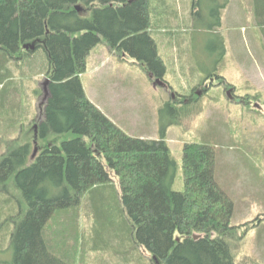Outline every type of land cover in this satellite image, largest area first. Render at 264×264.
<instances>
[{
    "label": "trees",
    "instance_id": "trees-1",
    "mask_svg": "<svg viewBox=\"0 0 264 264\" xmlns=\"http://www.w3.org/2000/svg\"><path fill=\"white\" fill-rule=\"evenodd\" d=\"M174 1L0 0L2 111L9 110L16 91L9 63H23L41 47L50 79L37 121L38 153L33 156L30 144L23 143L0 157V191L10 182L19 195L2 203L13 223L2 235L13 251L10 264H74L56 243L71 237L76 221L55 222L56 215L77 216L87 193L98 219L93 223L85 213L92 252L112 249L126 263L146 256L148 264H236L230 241L240 226L232 225L234 201L215 176L214 147L184 144V189L176 191V162L165 139L126 133L87 97L81 81L99 43L165 81L167 67L155 32L169 26L160 24L175 13ZM203 1H192V22L201 16ZM248 1L254 20L250 38L258 33L259 50L257 43L264 48V0ZM206 2L216 17L208 28L216 32L222 24L219 9L231 0ZM177 30L169 33L175 37ZM220 38L218 61L224 57ZM33 42V50L23 48ZM175 105L171 100L167 108L176 112Z\"/></svg>",
    "mask_w": 264,
    "mask_h": 264
},
{
    "label": "rangeland",
    "instance_id": "rangeland-1",
    "mask_svg": "<svg viewBox=\"0 0 264 264\" xmlns=\"http://www.w3.org/2000/svg\"><path fill=\"white\" fill-rule=\"evenodd\" d=\"M192 1L175 0V13L160 24L169 26L155 32L167 67V86L154 85L155 79L138 63L110 50L105 43L90 52L81 81L87 97L126 133L165 139L176 162V191L184 189V144L212 145L216 179L234 201L232 225L240 226L238 235L230 241L235 263L264 264V48L257 43L259 52L254 43L258 42V33L252 32L254 40L250 38L254 20L248 0H231L227 8L219 9L222 24L216 26V32L208 28L216 20L213 5L203 1L201 16L192 22ZM167 29L180 31L174 37ZM217 34L225 44L220 61L222 40ZM9 67L16 91L9 97V110L2 111L0 104V157L9 147L23 143L30 144L32 153L36 147L37 154L41 145L34 126L45 100V52L40 47L27 61H12ZM212 72L211 78L204 79ZM171 100L175 101L176 112L167 108ZM170 120L174 122L170 124ZM6 196L19 199L10 182L0 191V264H10L13 255L2 237L3 230L13 224L8 217L10 211L2 204L8 201L4 200ZM91 198L85 194L77 216L68 211L56 215L55 222L65 223L69 218L76 221L71 237L56 243L61 252L65 251L74 264H148L146 256L126 263L112 249L92 252L91 242H86L89 228L85 213L93 223L98 219L91 214Z\"/></svg>",
    "mask_w": 264,
    "mask_h": 264
},
{
    "label": "water",
    "instance_id": "water-1",
    "mask_svg": "<svg viewBox=\"0 0 264 264\" xmlns=\"http://www.w3.org/2000/svg\"><path fill=\"white\" fill-rule=\"evenodd\" d=\"M23 48H25V49H28V48H29V49L33 50V49L35 48V42H33V43H28V44H24V45H23ZM149 77H150V78H153V75H152V74H149ZM49 81H50L49 78H45V80H44V82H43L44 99L47 98L48 93H49V92H48V84H49ZM153 84H154V85L159 84V85H161V86H166V83H165L163 80H160L159 78H156ZM230 90H232V88H230ZM230 90H229L228 93H227L228 95H229ZM198 94H200V92H198ZM34 127H35V134H36L35 137H37V125H35ZM35 142H36V141H35ZM36 151H37V148L35 147V148H34V151H33V156L36 154ZM193 237H194V238H198L199 235L194 234Z\"/></svg>",
    "mask_w": 264,
    "mask_h": 264
},
{
    "label": "crops",
    "instance_id": "crops-1",
    "mask_svg": "<svg viewBox=\"0 0 264 264\" xmlns=\"http://www.w3.org/2000/svg\"><path fill=\"white\" fill-rule=\"evenodd\" d=\"M164 58V57H163ZM165 60V59H164ZM167 86V83H166ZM98 106V105H97ZM99 107V106H98ZM101 109V107H99ZM102 110V109H101ZM103 111V110H102ZM104 112V111H103ZM105 113V112H104ZM106 114V113H105ZM114 120V119H113ZM115 121V120H114ZM116 122V121H115ZM117 123V122H116ZM118 124V123H117Z\"/></svg>",
    "mask_w": 264,
    "mask_h": 264
}]
</instances>
